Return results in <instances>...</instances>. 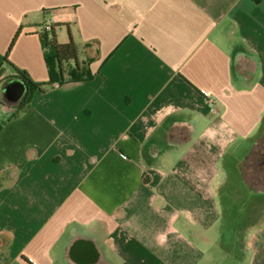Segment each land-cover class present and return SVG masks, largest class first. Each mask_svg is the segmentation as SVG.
I'll return each mask as SVG.
<instances>
[{
  "label": "crops",
  "instance_id": "1",
  "mask_svg": "<svg viewBox=\"0 0 264 264\" xmlns=\"http://www.w3.org/2000/svg\"><path fill=\"white\" fill-rule=\"evenodd\" d=\"M0 264H264V0H0Z\"/></svg>",
  "mask_w": 264,
  "mask_h": 264
},
{
  "label": "trees",
  "instance_id": "2",
  "mask_svg": "<svg viewBox=\"0 0 264 264\" xmlns=\"http://www.w3.org/2000/svg\"><path fill=\"white\" fill-rule=\"evenodd\" d=\"M57 26L60 25L51 26L50 32H40L44 59L48 68V80L46 82H34L26 71L15 67L6 57V63L16 73V77L27 87V91L18 105V110L20 111L30 103L33 93L37 90L47 92L50 88L60 86L66 82H83L94 78L90 69L91 60L80 63L78 60V49L71 33L68 31L69 41L67 43H60L55 32ZM18 35L19 32L13 39L11 47L14 45Z\"/></svg>",
  "mask_w": 264,
  "mask_h": 264
},
{
  "label": "rangeland",
  "instance_id": "3",
  "mask_svg": "<svg viewBox=\"0 0 264 264\" xmlns=\"http://www.w3.org/2000/svg\"><path fill=\"white\" fill-rule=\"evenodd\" d=\"M56 32L57 34H59L60 36V32H61V38H59L58 41L60 42H64V43H67L69 41V34H68V30H67V27L63 26V25H60V26H57L56 27ZM240 219H238V222H239ZM243 220V219H242ZM240 223V222H239ZM228 222H225L224 220L222 221V224H221V227H218V231L223 233L224 234V238L225 240H227L230 236H231V232H232V228L231 227H228ZM233 237H234V234H232ZM221 251V250H220ZM223 251V250H222ZM238 252V254H237ZM236 255H240L239 251L237 250L236 253L234 251V254L233 256H236Z\"/></svg>",
  "mask_w": 264,
  "mask_h": 264
},
{
  "label": "built area",
  "instance_id": "4",
  "mask_svg": "<svg viewBox=\"0 0 264 264\" xmlns=\"http://www.w3.org/2000/svg\"><path fill=\"white\" fill-rule=\"evenodd\" d=\"M42 31L44 32H50L51 31V25L45 24L42 27ZM202 95L206 98V103L209 106V110L211 114H216L218 112L217 107H216V102L217 100L210 95H208L205 91L201 92Z\"/></svg>",
  "mask_w": 264,
  "mask_h": 264
},
{
  "label": "water",
  "instance_id": "5",
  "mask_svg": "<svg viewBox=\"0 0 264 264\" xmlns=\"http://www.w3.org/2000/svg\"><path fill=\"white\" fill-rule=\"evenodd\" d=\"M20 82V85H21V91H20V94L18 95V98L25 92L27 91V87L24 83H22L21 81Z\"/></svg>",
  "mask_w": 264,
  "mask_h": 264
},
{
  "label": "flooded vegetation",
  "instance_id": "6",
  "mask_svg": "<svg viewBox=\"0 0 264 264\" xmlns=\"http://www.w3.org/2000/svg\"><path fill=\"white\" fill-rule=\"evenodd\" d=\"M16 81V80H15ZM20 99H22V98H20Z\"/></svg>",
  "mask_w": 264,
  "mask_h": 264
}]
</instances>
